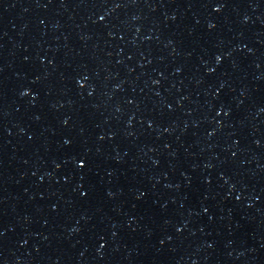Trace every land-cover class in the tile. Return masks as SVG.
<instances>
[{
    "label": "water",
    "instance_id": "1",
    "mask_svg": "<svg viewBox=\"0 0 264 264\" xmlns=\"http://www.w3.org/2000/svg\"><path fill=\"white\" fill-rule=\"evenodd\" d=\"M0 264H264V0H0Z\"/></svg>",
    "mask_w": 264,
    "mask_h": 264
}]
</instances>
